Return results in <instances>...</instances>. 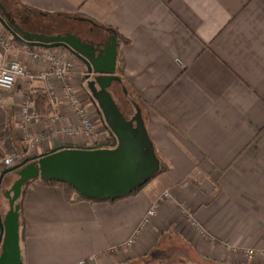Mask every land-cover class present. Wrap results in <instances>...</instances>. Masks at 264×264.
Instances as JSON below:
<instances>
[{
    "label": "crops",
    "instance_id": "obj_1",
    "mask_svg": "<svg viewBox=\"0 0 264 264\" xmlns=\"http://www.w3.org/2000/svg\"><path fill=\"white\" fill-rule=\"evenodd\" d=\"M17 2L26 16L84 17L81 22L92 27L83 39H92L99 25L107 32L100 39L113 29L128 41L118 49L123 77L168 166L138 192L113 202L71 200L62 185L33 180L23 201V264H133L157 253L181 255L183 249L196 264H264V0ZM28 23L23 19L19 25L47 34ZM48 49L18 43L10 53L32 73L43 68L33 54ZM79 62L72 80L81 92L85 88L99 144L107 145L113 136L86 95L87 67ZM38 87L42 82L22 78L10 91H0V155L15 150L25 159L56 147L93 146L87 137L63 134L75 115L61 93L56 118L52 110L28 126L30 133L46 136L29 147L20 105L24 92ZM168 190L172 197L143 225L149 208ZM133 236V247L120 248Z\"/></svg>",
    "mask_w": 264,
    "mask_h": 264
},
{
    "label": "water",
    "instance_id": "obj_2",
    "mask_svg": "<svg viewBox=\"0 0 264 264\" xmlns=\"http://www.w3.org/2000/svg\"><path fill=\"white\" fill-rule=\"evenodd\" d=\"M0 10V23L18 42L27 46L65 47L86 65L87 89L114 139L103 146L56 147L39 156L26 157L2 173L0 188L7 173L14 171L17 178L4 192L10 208L0 213V264H23L18 201L29 180L43 178L64 182L92 199L118 198L155 177L160 172L161 160L148 134L142 108L134 103L136 111L128 118L111 92L114 83L123 82L115 73L118 42L113 29L107 42L95 41L101 38L98 34L93 40L71 32L48 35L20 27L1 0ZM123 89L126 93L125 86Z\"/></svg>",
    "mask_w": 264,
    "mask_h": 264
},
{
    "label": "built area",
    "instance_id": "obj_3",
    "mask_svg": "<svg viewBox=\"0 0 264 264\" xmlns=\"http://www.w3.org/2000/svg\"><path fill=\"white\" fill-rule=\"evenodd\" d=\"M5 35L0 31V71L7 69L9 74L13 68V65H19L23 71L22 76H17L15 82L13 83L11 88H2L5 90L12 89L17 81L20 78H26L29 82L40 81L43 83V89H45L48 99L49 105L51 106L53 113L55 109L61 102V93L64 97V101L68 104L71 112L75 115L74 124L69 127H64L62 129L63 134L66 135H80L89 138L94 145L100 146V138L98 136L97 131V122L94 121V116L87 109L84 100L81 97V89L72 80V74L74 71V64L72 61L67 59L64 55L60 53H56V51H52L48 49L43 52H35L34 57L40 59L43 63V68L29 73L27 72L24 65H22L21 61L15 58H9L10 47ZM28 95L26 96L24 102L20 108V117H21V132L24 135V139L27 144L31 148H36L40 143H42L46 136L43 134H32L29 132V125L33 121L39 120L42 115L39 114L36 109L35 102H33L32 90H28ZM56 118L57 114L54 113ZM103 121V120H102ZM108 145V144H107ZM103 146V144H102ZM22 159V156L15 153H9L6 155L3 160L0 162V174L2 173V167H12L17 165L18 162ZM1 176V175H0ZM171 192L165 191L162 195L153 203L152 207L149 208V211L144 219V224L150 221L151 218L155 217L158 212V206L160 202L164 199L171 198ZM183 211L188 220H190L193 224L196 222L194 215L192 212L183 207ZM136 241V236L129 238L124 244L123 248L133 247ZM114 251L119 250V247H114ZM247 252L250 254L253 252L251 249H247ZM85 264L84 261H80L79 264Z\"/></svg>",
    "mask_w": 264,
    "mask_h": 264
},
{
    "label": "rangeland",
    "instance_id": "obj_4",
    "mask_svg": "<svg viewBox=\"0 0 264 264\" xmlns=\"http://www.w3.org/2000/svg\"><path fill=\"white\" fill-rule=\"evenodd\" d=\"M10 12H12V16L15 17L16 21L18 20L19 23H23V19L28 18V16L24 15V7H19L18 6V2L17 0H1ZM33 17V19H37L38 21H36L35 24H31L32 26H30V28H32L35 31H40L43 30L46 32V30H53V32L56 31H61L62 34L64 33V31L67 30H75L78 31V33L82 34L84 37H88L90 36L89 32H90V27L91 24H88L87 22H81V21H77L75 19H70L68 17H66V15H58V14H49L47 16H43L41 14H39L38 12H36L34 15H31ZM76 16V15H75ZM45 25V26H44ZM49 25V26H48ZM44 26V27H42ZM0 31L5 35V37L7 38V41L9 43V47H10V52H12V49L15 45H18V43H15L16 40L15 38L4 28V26L0 23ZM96 34V32H94V35ZM22 44V43H20ZM14 45V46H13ZM50 50L52 51H56V53H60L61 55H64L67 59H69L70 61L73 62L74 69L76 68V63H80L78 58L74 59V57L70 54V51L68 52H63V51H58L55 50V48H51ZM38 51V50H37ZM9 52V53H10ZM9 58H15L18 59L16 56H12V54H9ZM19 60V59H18ZM81 65V64H80ZM120 76V75H119ZM123 80L122 83H114L113 86L111 87V92L113 94V97L116 99L117 103L119 104L120 108H123L124 113H126V116L128 118H130L135 110V105L133 103V101H136L140 104L139 99L136 97V95L133 93V91H131L129 85H127V82L125 81V78L123 76H120ZM22 79V78H20ZM84 79V78H83ZM19 81V80H18ZM17 81V83H18ZM16 83V84H17ZM43 84V83H42ZM123 86H125V88L127 89V92H124ZM85 88H83L84 90ZM11 90V89H10ZM10 90H5L0 88L1 92H8ZM83 90L81 92V97L82 100L85 99V95H83ZM28 90H26L24 92L23 95V99H22V103L24 102L26 96L28 95ZM86 95H90L86 93ZM91 96V95H90ZM21 103V105H22ZM20 105V108H21ZM141 106V104H140ZM142 108V107H141ZM143 111V110H142ZM102 116V114H101ZM103 120V118H102ZM94 121L96 122L95 118ZM97 124V131L99 129V124ZM23 134V133H22ZM24 136V135H23ZM24 138V137H23ZM114 139H107L106 142H108V144H111L113 142ZM3 150H2V152ZM9 153H17L15 150L7 152L6 155H8ZM19 154V153H17ZM2 156L0 155V162L3 160V158L6 156ZM23 159H21L18 163H20ZM3 169V167H2ZM1 175V174H0ZM17 178V176L15 175H11L9 174L8 176L5 177V179L2 182L1 188H0V213L4 214L8 211V209L10 208L9 205V199L4 195L5 189L10 188V186L12 185L13 181ZM144 225V222H143ZM20 233H21V229H20ZM120 248H123L120 247ZM181 255H177V256H173L170 255V257L164 255L163 253H157V255L154 256H148V257H144L143 259H139L138 262H135L133 264H196V260L193 259L192 257H190V255L183 249L182 252L180 253Z\"/></svg>",
    "mask_w": 264,
    "mask_h": 264
},
{
    "label": "trees",
    "instance_id": "obj_5",
    "mask_svg": "<svg viewBox=\"0 0 264 264\" xmlns=\"http://www.w3.org/2000/svg\"><path fill=\"white\" fill-rule=\"evenodd\" d=\"M35 13L36 12H31V14L28 15V18H26V20H27V22H29V25L30 26H32L31 24H35L36 21H38L37 19L36 20L33 19V17L31 16V15H34ZM44 26H42V27H44ZM105 30L106 29L104 27L98 25V27L95 28V31L94 32H96V34H98L101 38L102 37L105 38L106 37L105 35H107V32L105 33ZM40 31H43V30H40ZM46 33L48 35L49 34L50 35H54V34H59V33H62V32L61 31L53 32V30L52 31L51 30H46ZM116 36H117V42H118V47L117 48L120 49L119 47L121 46V44L126 43L128 41L125 40V39H122L121 36H119V35H116ZM87 40H93V39H87ZM94 40L95 41H101L103 39H94ZM116 61H117V64H118L117 65L116 73L118 75H120V76H123V73L122 72H123L124 61H123V59H122V57L120 55H118ZM32 97H33V100H34L33 102H35L36 109L38 110L39 114H41V115H47V114L51 113L52 108L49 105V99H48L47 93H46L45 89H43V87L35 88V90H34V92L32 94ZM133 103H136L137 105L140 106V104L138 102H136V101H133ZM140 107H142V106H140ZM121 110L123 111V113L126 112V111H124L123 108H121ZM124 114L126 115V113H124ZM157 156L161 160V168H160V172L159 173L167 172L168 166L166 165V162L160 157V155L158 154V152H157ZM8 168L9 167L5 168V166H4V168L2 170V173L5 172V170L8 169ZM2 173H1V175H2ZM9 174L16 176V174L13 171L11 173H7L5 175V177L8 176ZM154 178L155 177H152V178L147 179L145 182H143L142 184H140V186L136 190H134L133 192H131V193L127 194V195L134 194V193L138 192L139 190H141L146 185V183L150 182ZM33 180H35V179L29 180L24 185V187L22 189L23 191H22L21 198L18 201L19 204H20V214H19L20 215V220H19L20 226L19 227L21 229V236H22V231H23V227L22 226H24V224H25V219H24V216H23V209H24L23 208V201H24L25 193L27 191V186ZM44 181L46 183H48V184H60V185H62L63 186L62 188L64 189L65 196H67V198H69L71 200L88 199V200H93V201H106V200H108V201L113 202V201H115V200H117V199L120 198V197H118V198H109V199H92V198H88V197H86V196L78 193L72 185H69V184L67 185V183L60 182V181H55V180H44ZM73 194H75V197L74 198H72L73 197L72 196ZM127 195H125V196H127Z\"/></svg>",
    "mask_w": 264,
    "mask_h": 264
},
{
    "label": "clouds",
    "instance_id": "obj_6",
    "mask_svg": "<svg viewBox=\"0 0 264 264\" xmlns=\"http://www.w3.org/2000/svg\"><path fill=\"white\" fill-rule=\"evenodd\" d=\"M12 74H9L7 69L0 71V87L2 88H11L17 76H22L23 71L19 65H13L11 70Z\"/></svg>",
    "mask_w": 264,
    "mask_h": 264
},
{
    "label": "flooded vegetation",
    "instance_id": "obj_7",
    "mask_svg": "<svg viewBox=\"0 0 264 264\" xmlns=\"http://www.w3.org/2000/svg\"><path fill=\"white\" fill-rule=\"evenodd\" d=\"M7 8V7H6ZM7 11H9L8 10V8H7ZM0 12H1V10H0ZM10 12V11H9ZM2 13V12H1ZM12 13V12H11ZM14 17V16H13ZM66 17H68V18H70V19H72L70 16H66ZM15 18V17H14ZM25 21L27 22V20L25 19ZM23 22V21H22ZM17 23H18V20H17ZM19 24V23H18ZM29 24V23H28ZM20 26V25H19ZM21 27V26H20ZM67 32H71V33H73V34H76V35H78V36H81L82 37V35L80 34V33H78V31H75V30H67V31H64V33H67ZM63 33V34H64ZM62 34V33H61ZM101 41H103V42H107L108 41V39H103V40H101Z\"/></svg>",
    "mask_w": 264,
    "mask_h": 264
}]
</instances>
